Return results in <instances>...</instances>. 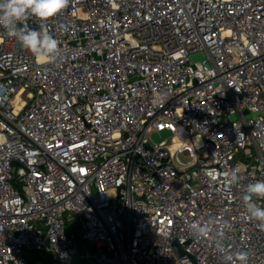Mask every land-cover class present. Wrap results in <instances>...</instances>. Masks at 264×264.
Listing matches in <instances>:
<instances>
[{"label": "built area", "instance_id": "2783aa9c", "mask_svg": "<svg viewBox=\"0 0 264 264\" xmlns=\"http://www.w3.org/2000/svg\"><path fill=\"white\" fill-rule=\"evenodd\" d=\"M26 23L60 53L0 27V264H264L242 203L264 180V0H70Z\"/></svg>", "mask_w": 264, "mask_h": 264}, {"label": "clouds", "instance_id": "9594fccd", "mask_svg": "<svg viewBox=\"0 0 264 264\" xmlns=\"http://www.w3.org/2000/svg\"><path fill=\"white\" fill-rule=\"evenodd\" d=\"M70 0H0V27L9 38H15L23 49L30 52L39 62H50L58 58L59 42L47 30H35L27 26L30 17L47 22L69 6ZM232 180L238 177L232 174ZM264 199V180L249 183L242 196V203L247 219L259 222L264 228V207L258 206L257 200ZM206 229L199 227L194 235H203ZM223 251V248L220 249ZM229 264H247L246 252H239L235 258L226 255Z\"/></svg>", "mask_w": 264, "mask_h": 264}, {"label": "crops", "instance_id": "0c3cea01", "mask_svg": "<svg viewBox=\"0 0 264 264\" xmlns=\"http://www.w3.org/2000/svg\"><path fill=\"white\" fill-rule=\"evenodd\" d=\"M33 264H53L54 257L44 253H34L30 259Z\"/></svg>", "mask_w": 264, "mask_h": 264}, {"label": "water", "instance_id": "95a60500", "mask_svg": "<svg viewBox=\"0 0 264 264\" xmlns=\"http://www.w3.org/2000/svg\"><path fill=\"white\" fill-rule=\"evenodd\" d=\"M198 58L203 59V58H204L203 54H195V55H193V59H198ZM253 114L255 115V112H254ZM232 118H235V116L232 115ZM168 133H169V132H167V131H163V132L161 133L162 137H160L158 134H154L153 136H154L155 140L159 142V141H160L164 136H166ZM16 164H17V163L15 162V163H14V167L16 166ZM13 172H14V171H13ZM77 259H78V257H75L73 263H74L75 261H77Z\"/></svg>", "mask_w": 264, "mask_h": 264}, {"label": "rangeland", "instance_id": "374dc122", "mask_svg": "<svg viewBox=\"0 0 264 264\" xmlns=\"http://www.w3.org/2000/svg\"><path fill=\"white\" fill-rule=\"evenodd\" d=\"M29 264H33V261L30 260V261H29Z\"/></svg>", "mask_w": 264, "mask_h": 264}]
</instances>
